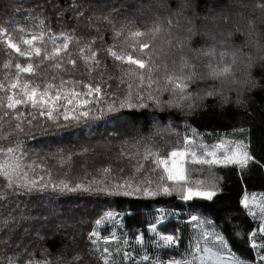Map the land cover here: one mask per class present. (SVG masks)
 <instances>
[{
  "label": "trees",
  "instance_id": "trees-1",
  "mask_svg": "<svg viewBox=\"0 0 264 264\" xmlns=\"http://www.w3.org/2000/svg\"><path fill=\"white\" fill-rule=\"evenodd\" d=\"M149 5L152 13L143 10ZM191 5L184 12L191 25L185 20L182 23L185 27H194L197 32L191 41L194 48L215 43L201 35L212 28V18L238 11L230 5V0H193ZM81 6L88 7L78 16H71ZM96 6L103 12L99 16L92 13ZM176 8L177 0H171L168 9H157L154 0H0V27L5 29L6 36L24 51L29 49L23 40L35 36L33 46L41 49V56L35 53L31 57L20 56L0 37V83L6 84L8 79L14 78L16 63L22 66L31 63L33 73H22V82L43 86L46 83L59 85L61 79L71 80L73 83L65 86L80 90L84 84L99 85L102 97L114 91L126 92L128 80L122 76V70L127 65L108 53L110 47L114 51L121 50L123 37H115L112 26L102 18L110 15L113 24L131 21L135 29L144 32L157 16H168ZM243 11L248 14L247 10ZM218 24L222 27L217 31L233 28L232 23L225 24L224 20H219ZM237 26L243 30L242 23ZM242 32H236L233 38L236 44L245 39ZM65 37H68V49L53 56V48L63 44ZM165 39L158 37L155 44L145 50L154 52L153 60L159 65L158 79L174 71L173 61L179 56L164 42ZM80 48L85 49L84 53ZM91 51L97 52L99 64L86 59ZM127 52L134 58L139 55L138 50L132 48ZM68 59L75 60V65L67 64ZM230 75L190 82V102L202 106L194 107L187 114L178 109L157 111L149 107L136 109L135 120L128 122L114 117L90 119L67 128H49L52 134L37 135L32 140L20 137L26 144L22 164L33 165L32 169H25L29 175H44L45 179L51 178L55 182L64 180L69 186L130 177L136 181L151 179L154 187L159 176L164 174V166L159 160H168L172 151H186L183 160L186 179L194 189L201 190L215 183L219 191L212 201L194 198L184 202L175 194L157 198H106L82 191L60 193L51 190L17 196L4 186L0 177V197H3L0 199V264H10L17 256L26 260L29 255L34 260H48L52 264H56L57 257L63 264H104L105 259L108 264H134L145 254L163 260L191 261L197 247L215 248L213 230L204 223L205 220L217 225L216 230L225 236L231 251L246 258L249 264H259L256 255L260 249L254 250L251 245L252 242L264 244V233L259 232L264 220V201L260 200L264 198V167L260 166L264 165V78L244 95L243 105L237 106L239 97L229 84ZM76 81L80 83L76 84ZM208 90H215L217 95L203 96ZM3 96L0 92V97ZM105 98L113 99L111 95ZM162 98L167 99V94ZM153 117L162 125L171 123L179 135L165 134L140 141L141 136L150 135ZM4 119L8 123L0 121V150L14 146L13 137L8 133L15 120ZM240 129L245 132L241 133ZM6 136L8 138L4 139ZM241 138L254 158L246 173L232 165L197 164L191 158L192 152L199 159L216 145L228 147L231 141ZM227 147L217 149L218 155ZM4 159L0 151V162ZM104 167L111 171L103 173ZM245 197L247 209L240 203ZM157 209L165 214L164 223L158 230L180 237L172 248L157 247L155 237L148 231L149 223L158 214ZM107 211L119 213L116 221L104 220L101 225H95L94 221ZM192 215H196L197 220L193 221ZM94 229L100 237L97 248H93L88 240ZM37 235L44 239L39 241ZM137 236L142 238L141 243L136 241ZM104 248L108 253H103ZM125 252L132 259L125 260ZM77 255L79 260L74 259Z\"/></svg>",
  "mask_w": 264,
  "mask_h": 264
},
{
  "label": "snow or ice",
  "instance_id": "snow-or-ice-1",
  "mask_svg": "<svg viewBox=\"0 0 264 264\" xmlns=\"http://www.w3.org/2000/svg\"><path fill=\"white\" fill-rule=\"evenodd\" d=\"M154 5L157 9H168V0H154ZM191 0H177V8L170 15L163 18L157 16L150 28L144 32L133 27L132 22H120L113 24L112 18L109 16L103 17L115 31V37H123V46L120 51H114L111 47L108 48V53L114 57L116 61L124 62L127 67L123 68L122 76L127 77V91L112 92L104 94L102 97V88L99 85L84 84L83 90L77 87H66V84H72L71 80H60L59 85L46 83L43 86L36 83L22 82V73H33V64L22 66L20 63L15 64V76L8 79L7 83H0V92L4 93L0 97V121L8 123L5 117L15 120L8 133L13 137L12 143L14 146L2 149L5 159L0 162V177L3 178L7 189L14 191L17 196H30L33 193H43L51 190L52 192H69L75 193L82 191L91 193L106 198L113 197H136V198H157L171 197L177 195L184 202H190L194 198H199L204 201H212L216 193L219 191L215 183L211 184L210 188L201 190L190 186V180L186 179L183 158L187 154L186 151H172L170 160H159L163 167V175L159 176L158 182L153 187V181L140 180L136 181L132 178L121 177L113 180H92L87 185L76 183L74 186H69V183L64 180L59 182L53 181L51 178L45 179L44 175H29L25 169H32L33 165L22 164L25 155V140L35 139L37 135L46 136L52 133L49 128L61 129L67 128L70 124H80L87 120H100L105 117H114L117 120L128 122L135 120L136 109H147L151 107L157 111H166L167 109H178L182 112L190 113L194 107L202 106L190 102L191 94L188 92V84L197 79H220L229 76L232 72V66L236 62V54L238 48L231 46L230 41L220 40L210 45L202 44L199 47H192L191 41L197 32L194 27H185L182 20L187 21L191 25V20L184 16V12L190 8ZM151 7V5H149ZM257 12L264 11V0H253L250 6ZM19 10V7L16 9ZM251 26V20H249ZM175 30V31H174ZM236 31H243L239 27ZM183 33L182 35L180 33ZM166 37L164 42L176 53L179 54L178 60H174V71L164 75L162 78H156V73L159 72V65L153 60V50L150 49V44H155L158 37ZM231 36V33H228ZM0 37L4 39L7 47L20 56L31 57L33 53L36 56H41V49L33 46V41L37 37L23 40V43L28 46L27 51L21 50L14 43L11 37L6 36L5 29L0 27ZM143 39H137L141 38ZM215 39V38H213ZM229 45V46H226ZM217 45L220 47L218 48ZM69 47L68 37H65L63 44L53 48L52 55L59 56L63 50ZM128 48L138 50L139 55L136 58L127 52ZM85 49L80 48V52L84 53ZM97 52L91 51L86 57L87 60L93 61L95 64L100 62L96 60ZM147 57V60L145 59ZM45 59L48 57L45 56ZM76 61L68 59L67 64L75 65ZM8 67V65H5ZM59 67V65H57ZM167 73V65L165 66ZM123 82V80L121 81ZM79 84V81L75 82ZM247 86L249 89L255 87V82L245 80L241 83V87ZM135 88V90H133ZM168 98L163 99L164 94ZM111 95L113 99L105 98ZM215 90H208L203 93V96H215ZM222 95V94H221ZM202 99V97H201ZM127 110V111H125ZM26 125V126H25ZM244 133V129L239 130ZM165 134L173 135L175 129L171 123L161 124L155 117L152 118L151 133L149 136L140 137V141L145 139L151 140L154 136L163 137ZM8 137H4L7 139ZM140 141H137L139 143ZM186 143H189L186 141ZM224 145H216L213 150L205 152L204 156L197 159L196 153H191V158L197 164L203 165H232L238 168L241 173H246L250 162L253 161V156L250 154L248 144L244 139H238L224 150L219 155L217 149H223ZM84 151H87L85 149ZM258 163V162H257ZM264 167V165H260ZM37 167H39L37 165ZM103 173H109L111 169L104 167ZM202 183V182H197ZM3 199V197H0ZM245 209L248 208L247 197L240 201ZM157 215L154 220L149 223L148 231L155 237V245L161 248H172L180 239L175 234H163L158 229L164 223V212L157 209ZM177 214L178 213H172ZM170 214V215H172ZM119 213L113 211L104 212L103 216L94 221L95 225L99 226L104 220L116 221ZM193 221L197 220L196 215H192ZM212 230L215 237V248L205 246L203 249L197 247L191 261L187 259H160L159 256L150 257L145 254L140 261H134V264H249L246 258L237 255L228 247V242L220 231H217V225L211 220H205ZM259 232L264 233V220L259 226ZM100 237L94 229L89 233L88 240L93 248L98 247ZM107 239V238H105ZM112 239H116L112 236ZM138 243L142 242L140 236L136 237ZM252 249H260L257 251L256 259L259 264H264V244L258 245L252 242ZM103 253H108V249L104 248ZM79 260L80 256L74 257ZM124 259H132L130 254L125 252ZM10 264H52L48 260H34L31 255L26 260H20L19 256L10 260ZM56 264H63L61 258L57 257ZM104 264H108L107 259Z\"/></svg>",
  "mask_w": 264,
  "mask_h": 264
},
{
  "label": "clouds",
  "instance_id": "clouds-1",
  "mask_svg": "<svg viewBox=\"0 0 264 264\" xmlns=\"http://www.w3.org/2000/svg\"><path fill=\"white\" fill-rule=\"evenodd\" d=\"M176 2V0H175ZM171 0H168L170 6ZM253 0H230V5L238 11L234 14L224 13L219 17H214L211 20L212 28L205 30L201 35L207 41L218 42L220 40L230 41L231 46L238 48L236 54V62L232 66V72L229 77V84L234 87V90L239 97L237 106H242L244 103V95L247 94L249 88L245 85L241 87V83L245 80L259 84V80L264 78V11L257 12L250 6ZM243 10H247L245 15ZM219 20H224L225 23H232V29L217 31ZM251 20V26L249 25ZM237 23H242L245 39L240 44L234 42ZM240 28V27H239ZM231 33V36H228ZM215 38V39H213ZM226 46H229L226 44ZM257 73L260 76H257Z\"/></svg>",
  "mask_w": 264,
  "mask_h": 264
},
{
  "label": "rangeland",
  "instance_id": "rangeland-1",
  "mask_svg": "<svg viewBox=\"0 0 264 264\" xmlns=\"http://www.w3.org/2000/svg\"><path fill=\"white\" fill-rule=\"evenodd\" d=\"M191 1H193V0H191ZM88 6H84V7H78L77 9V11L76 12H70L71 13V16H74V17H76V16H78L79 14H81L83 11H84V9L85 8H87ZM143 10L144 11H146V12H150V13H152L151 11H152V8L151 7H149V6H144V8H143ZM140 11V10H139ZM68 13V12H67ZM92 13L93 14H95V15H97V16H99L101 13H103L102 12V10L100 9V7H95L94 8V10H92ZM136 14H138L139 15V12H137ZM225 24H228V23H225ZM228 28H230V27H228ZM232 144V141L230 142V145ZM229 144H228V147L226 146V145H224V148L223 149H225L226 147L227 148H229V146H230ZM171 159V157L168 159V160H170ZM183 160H184V158H183ZM260 200H263L264 201V198H262V199H260ZM255 201V200H254ZM29 231H31V230H29ZM37 236H40V235H37ZM40 238V240L39 241H42V239H44V237H39ZM203 249V248H202ZM195 264H198V261H196L195 262Z\"/></svg>",
  "mask_w": 264,
  "mask_h": 264
}]
</instances>
